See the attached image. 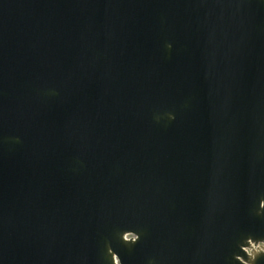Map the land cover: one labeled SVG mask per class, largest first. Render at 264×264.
Wrapping results in <instances>:
<instances>
[{
    "label": "water",
    "instance_id": "95a60500",
    "mask_svg": "<svg viewBox=\"0 0 264 264\" xmlns=\"http://www.w3.org/2000/svg\"><path fill=\"white\" fill-rule=\"evenodd\" d=\"M0 264H264V0H0Z\"/></svg>",
    "mask_w": 264,
    "mask_h": 264
}]
</instances>
